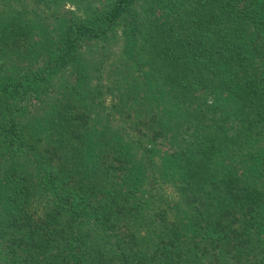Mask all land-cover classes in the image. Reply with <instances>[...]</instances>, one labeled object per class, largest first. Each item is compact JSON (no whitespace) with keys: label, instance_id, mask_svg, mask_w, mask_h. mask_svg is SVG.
<instances>
[{"label":"trees","instance_id":"16d2710c","mask_svg":"<svg viewBox=\"0 0 264 264\" xmlns=\"http://www.w3.org/2000/svg\"><path fill=\"white\" fill-rule=\"evenodd\" d=\"M5 1L0 59L37 53L39 27ZM134 5L70 16L38 75L11 66L0 148L37 154L42 172L0 191V264H264V0ZM29 79L59 90L22 137Z\"/></svg>","mask_w":264,"mask_h":264},{"label":"rangeland","instance_id":"374dc122","mask_svg":"<svg viewBox=\"0 0 264 264\" xmlns=\"http://www.w3.org/2000/svg\"><path fill=\"white\" fill-rule=\"evenodd\" d=\"M141 1L142 0H135V11H137ZM108 3L109 0H64L63 4L61 2L60 4L56 5L55 8H47L42 5H32L25 2V0L5 1V6L3 8L7 9V11H4L2 14L7 15V17L11 15L15 17L22 11H25L20 16H24L29 23L31 22L37 24L39 27L40 37L39 50L37 53L21 58H18V55L14 54L13 59L8 61H3L0 59V90H2V86L9 87L13 82L12 73L15 74L16 67L11 66H16L19 63L18 60L27 59L26 63L29 65V67H26L25 70H20L21 73L38 75V73L41 72L43 69L42 63L44 62L45 58L48 57L47 53L49 52L48 49H44L45 41H51V39L55 37V34L62 29L64 22L70 16H73L75 19L86 20L90 13L97 9L103 8ZM120 30L121 24L118 25L116 34H119ZM99 46V44H93L92 46L88 47V49L85 48L83 51L81 49L80 56L83 58L87 57L88 53L89 55L91 54V50H96L98 52L100 50ZM118 54L119 53L112 55L113 60L117 58ZM92 56L96 58L97 54H93ZM107 62L108 61H106V63ZM258 64L264 69V58H261ZM30 80L31 79L25 81L24 85L27 91L25 95L26 97L17 103L18 110L15 111V108L13 110L15 112L12 113V117L14 118V121L18 126L22 137L38 131L40 127L42 128V118L50 102L52 101L51 97L55 96L59 90L56 84L52 87H46L39 85L37 82L32 83ZM100 98L102 99V96ZM208 102H211V100H208ZM219 109L221 108L219 107ZM0 150V191L3 189L5 184L7 186L13 182L17 175L25 176V179L22 180L23 182H27V179L33 178L35 181H38V175L36 174V171L38 173L39 171L42 172V158H39L37 154L29 155L21 150L13 151L11 149V151H7V149L3 146H1ZM261 151L264 154V150ZM240 153L241 151H238L235 154L238 155L237 158L241 157ZM15 173L16 176H14Z\"/></svg>","mask_w":264,"mask_h":264}]
</instances>
